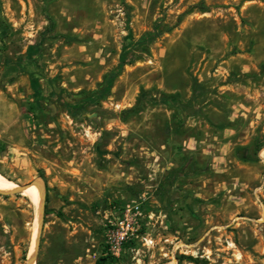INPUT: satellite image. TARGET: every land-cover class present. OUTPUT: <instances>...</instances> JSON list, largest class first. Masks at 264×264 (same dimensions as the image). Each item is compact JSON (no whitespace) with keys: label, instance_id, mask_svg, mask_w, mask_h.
Wrapping results in <instances>:
<instances>
[{"label":"rangeland","instance_id":"rangeland-1","mask_svg":"<svg viewBox=\"0 0 264 264\" xmlns=\"http://www.w3.org/2000/svg\"><path fill=\"white\" fill-rule=\"evenodd\" d=\"M0 174L34 264H264V0H0ZM36 210L0 194V264Z\"/></svg>","mask_w":264,"mask_h":264},{"label":"built area","instance_id":"built-area-1","mask_svg":"<svg viewBox=\"0 0 264 264\" xmlns=\"http://www.w3.org/2000/svg\"><path fill=\"white\" fill-rule=\"evenodd\" d=\"M138 229L135 222L126 214L124 218L110 221L106 231L107 252L119 256L123 247L136 237Z\"/></svg>","mask_w":264,"mask_h":264},{"label":"water","instance_id":"water-1","mask_svg":"<svg viewBox=\"0 0 264 264\" xmlns=\"http://www.w3.org/2000/svg\"><path fill=\"white\" fill-rule=\"evenodd\" d=\"M31 186H36L39 193H40V201H41V214H40V225L38 228L37 236H36V244H35V251L34 253L29 257L28 263L27 264H33L36 263V256H37V251L39 248V239L41 237L43 228H44V216H45V208H46V189L44 185L42 184L41 181L36 180L30 184L26 185H18V187L12 191H2L0 190V194L4 196L12 195V194H21L24 193L26 189H28Z\"/></svg>","mask_w":264,"mask_h":264},{"label":"bare ground","instance_id":"bare-ground-1","mask_svg":"<svg viewBox=\"0 0 264 264\" xmlns=\"http://www.w3.org/2000/svg\"><path fill=\"white\" fill-rule=\"evenodd\" d=\"M17 187H18V184L10 181L9 179H7L6 177L0 174V190L7 192V191H12L16 189ZM23 195L28 197L37 206L35 233L33 236V243L31 246V252H33L35 251L34 249H35V244H36V236H37L38 228L40 225V214H41L40 193L36 186H31L24 191Z\"/></svg>","mask_w":264,"mask_h":264},{"label":"trees","instance_id":"trees-1","mask_svg":"<svg viewBox=\"0 0 264 264\" xmlns=\"http://www.w3.org/2000/svg\"><path fill=\"white\" fill-rule=\"evenodd\" d=\"M202 10H203V12H207L208 9L205 8V7H203ZM49 30L50 31H53L54 30V23H53V21H51V27H50ZM150 36L151 37H150V39L148 41L149 43L150 42H153L158 37V34L155 33L154 35H150ZM128 50L129 49H126V51H124L122 53V55H121L119 71L116 74H114L111 77H109V79L107 81L106 93L109 92V90L112 88V86H113L115 80L117 79V77L120 75V73L122 72V70L124 69V67L128 64V58H127V52H128ZM126 112H128V113H139L140 112V109H139V107H136V108L130 109V110L126 111ZM48 214H49V210L47 209V205H46V208H45V216H47ZM105 261H106V258L102 257L101 259L98 260L97 264H104Z\"/></svg>","mask_w":264,"mask_h":264}]
</instances>
